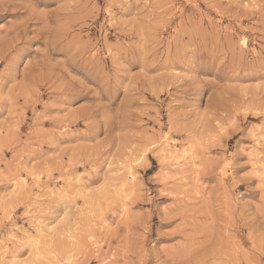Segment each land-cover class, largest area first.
<instances>
[{
	"label": "rangeland",
	"instance_id": "obj_1",
	"mask_svg": "<svg viewBox=\"0 0 264 264\" xmlns=\"http://www.w3.org/2000/svg\"><path fill=\"white\" fill-rule=\"evenodd\" d=\"M169 3L153 5L162 25L151 33L157 53L176 48V30L198 29L218 37L237 73L214 77L215 82L202 90L197 111L207 109L209 97H222L217 122L234 120L240 129L227 139V152L251 150L264 135V116L260 115L264 111V17L258 10L227 7V0ZM99 4L98 14L89 13V4L60 36L40 40L30 39L36 34L35 24H28L21 32L22 13L0 11V69L19 62L14 80L9 81L16 87L11 92L0 87V264H140L157 250L189 261L207 259L205 253L222 258L209 244L211 237L201 234V218L193 209L189 207L183 214L177 211V201L183 196L177 191L162 194L165 183L176 182L162 173V144L157 141L151 146L153 129H159L149 119L155 112L139 113L159 101L167 103L172 89L161 91L159 101L152 91H143L139 85L125 90L131 72H138L144 61L137 47L140 36L124 34L121 22L130 20L142 5L118 3L109 14L103 10L105 0ZM54 6L51 0L37 2L40 10ZM161 7L165 11L161 12ZM114 63L125 68L119 82L113 81L109 88ZM104 89H108L104 96L110 101L107 107L112 112L123 111L124 119L118 145L106 148L105 154L111 155L101 171L108 182L101 187L102 177H79L77 183V176L90 173L91 161L86 163L85 158L98 152L103 143L76 136L75 129L83 125L69 121L76 113L91 111L90 105L97 99L93 93ZM108 135L106 126L99 141ZM185 139L177 134L169 137L177 147L178 161L194 160L197 173L201 163L208 167L221 154L212 148L207 159L195 160L198 148L184 143ZM245 159L239 156L235 162ZM251 168H236L233 175ZM181 174V169L168 173ZM206 183L214 180L208 178ZM257 185L255 179L240 185L237 192L243 195L237 204L244 210L249 228L258 232L255 205L262 193ZM91 188L96 191L89 192ZM166 207L172 210L167 217ZM37 223L45 229L51 227L44 237L36 235ZM250 244L243 241L244 248Z\"/></svg>",
	"mask_w": 264,
	"mask_h": 264
},
{
	"label": "clouds",
	"instance_id": "obj_2",
	"mask_svg": "<svg viewBox=\"0 0 264 264\" xmlns=\"http://www.w3.org/2000/svg\"><path fill=\"white\" fill-rule=\"evenodd\" d=\"M38 0H0V11L10 10L22 13L19 20L21 32L32 23L36 25V34L30 39L40 40L42 38L51 39L60 36L62 30L70 27L77 21V14L87 5L89 13L95 15L101 11L99 0H51L55 5L47 10L37 8ZM188 3L195 4V0H187ZM118 3L135 4L139 10L128 21H122V31L131 36H140L139 48L143 67L138 72H131V79L125 85V90H130L132 86L139 85L143 91H152V94L159 101L161 91L168 92L167 103L159 101L156 106H149L141 111V116L147 115L149 111L155 112V116L149 119L154 120L159 129H153V139L151 146L155 147L157 141L163 144L165 141L171 143L169 137L173 134L181 135L186 139L184 143H190L198 148L195 160L204 161L210 156L211 149L217 148L221 154L212 163L205 167L201 163L199 172L193 170L194 160L185 159L183 163L176 160L162 159V173L169 180L175 181V185L165 183L163 195H170L172 191H177V195L183 196L177 201L176 208L180 214L188 211L191 207L196 216L201 218L198 223L202 226V235L210 236L209 244L219 250L218 258L216 253H205L207 259L187 260L186 258L174 259L166 251L157 250L152 255L145 256L140 264H264V135L256 140L254 147L246 151L240 149L238 152H227L226 141L235 131L240 129L231 123H218V105L222 102V97L216 96L208 98V107L203 112L197 111L200 105L202 90L209 84L227 73L235 75L237 68L233 63H228V53L220 46V41L214 33L201 32L198 29L176 30L173 40L176 48L165 49L163 53H157V45L152 43V31L161 25V21L156 19V8L153 5L166 4L170 6L169 0H105L103 10L111 14L112 6ZM233 5L245 10H258L264 17V0H227V7ZM161 12L165 8L159 9ZM187 37V39H185ZM170 44L172 41L169 42ZM44 51H47L46 49ZM2 59V57H0ZM264 65V58L261 61ZM123 64H115L112 74L108 77L109 88L113 81L119 82L123 74ZM19 70V62L15 60L11 66L5 65L0 69V87H7L11 92L16 85L9 83L14 80ZM27 72V69H24ZM130 72V70H129ZM155 73L153 75L152 73ZM209 74H213L210 76ZM35 75V73H34ZM108 89L97 90L93 93L97 99L90 105L91 111L76 113L72 116L70 123H81V128L75 129L74 134L83 139L96 138L98 143H103V147L98 152L85 158V162L91 161L90 173L85 171L77 176L102 177L104 186L108 182V177L101 171L108 156L105 154L106 148L118 145L122 138V128L124 113L112 112L107 107L110 101L104 99ZM3 97H0L2 99ZM217 105V106H214ZM193 114H195L193 118ZM264 116V111H261ZM167 116V120L164 117ZM109 126V135L105 136L103 142L99 141L101 133L105 127ZM167 132H164V128ZM68 129L66 128L65 131ZM256 139L255 137H253ZM239 156L247 157L242 163H236ZM251 165V171L242 175H233L236 168ZM109 165V170L111 169ZM173 169H181L180 176L171 175ZM187 177V179H185ZM208 178H212L214 183L207 184ZM253 179L258 180L257 187L261 190L260 203L255 205L259 216V231L250 229L248 220L245 218L244 210L237 204L239 196L237 189L240 185H247ZM95 188L89 192H95ZM151 203V200L147 201ZM165 216L172 215L170 208L164 209ZM150 216V214H149ZM242 229H249L244 232ZM145 225L144 235L147 233ZM162 235V233H158ZM247 239L251 242L250 247L244 248L243 241ZM258 257V258H257Z\"/></svg>",
	"mask_w": 264,
	"mask_h": 264
},
{
	"label": "bare ground",
	"instance_id": "obj_3",
	"mask_svg": "<svg viewBox=\"0 0 264 264\" xmlns=\"http://www.w3.org/2000/svg\"><path fill=\"white\" fill-rule=\"evenodd\" d=\"M260 132V131H259ZM254 135V134H253ZM258 136V135H257ZM259 138V137H258ZM253 139V138H252ZM176 143V142H175ZM162 155H163V158L164 159H172L173 157L176 158V160L178 161L179 160V154H178V151H177V147L176 145L173 143V141H171V143H168L167 141H165L163 144H162ZM185 153V152H184ZM131 177L133 175H130ZM133 178V177H132ZM65 189V188H64ZM126 193V192H125ZM38 224V225H37ZM35 225V229H36V235L39 237L41 236H45L46 234V229H51V227L48 225L45 229V227L42 226L41 223H37ZM33 243H36V241L34 240ZM3 257V256H2Z\"/></svg>",
	"mask_w": 264,
	"mask_h": 264
},
{
	"label": "snow or ice",
	"instance_id": "obj_4",
	"mask_svg": "<svg viewBox=\"0 0 264 264\" xmlns=\"http://www.w3.org/2000/svg\"><path fill=\"white\" fill-rule=\"evenodd\" d=\"M242 43H246L245 41H242Z\"/></svg>",
	"mask_w": 264,
	"mask_h": 264
}]
</instances>
